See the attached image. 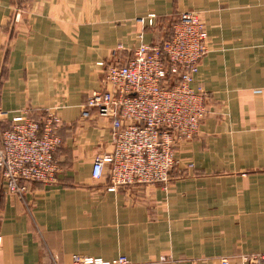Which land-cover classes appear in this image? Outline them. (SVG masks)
<instances>
[{
    "label": "crops",
    "instance_id": "0c3cea01",
    "mask_svg": "<svg viewBox=\"0 0 264 264\" xmlns=\"http://www.w3.org/2000/svg\"><path fill=\"white\" fill-rule=\"evenodd\" d=\"M186 10L201 14L208 34L191 83L207 93L199 131L178 144L167 189L109 191L91 167L111 149L110 121L79 108L106 88L96 63L124 62L138 44L164 39ZM150 13L152 24L137 21ZM53 105L64 106L57 181L7 197L0 178V264H73L75 254L256 264L245 257L264 253V0H0L5 121Z\"/></svg>",
    "mask_w": 264,
    "mask_h": 264
},
{
    "label": "built area",
    "instance_id": "2783aa9c",
    "mask_svg": "<svg viewBox=\"0 0 264 264\" xmlns=\"http://www.w3.org/2000/svg\"><path fill=\"white\" fill-rule=\"evenodd\" d=\"M154 17L150 13L137 21L152 24ZM175 20L167 37L138 44L124 62L98 61L104 66L102 79L111 88L91 91L79 105L81 115L93 112L110 121L111 151L96 155L91 167L93 178H109V190L143 182L165 187L168 171L177 163L174 147L198 133L206 113V91L191 86L209 49L206 28L197 11H181ZM6 117L7 111L0 109V178L6 184L5 195L21 196L33 181L54 184L61 139L53 109L44 108L37 119L23 113L9 123ZM245 258L264 264V253ZM221 261L228 264L227 258ZM72 263L130 264L124 256L103 260L79 254L72 256ZM49 264L59 263L54 259Z\"/></svg>",
    "mask_w": 264,
    "mask_h": 264
},
{
    "label": "rangeland",
    "instance_id": "374dc122",
    "mask_svg": "<svg viewBox=\"0 0 264 264\" xmlns=\"http://www.w3.org/2000/svg\"><path fill=\"white\" fill-rule=\"evenodd\" d=\"M200 16H201V14L199 13V12H197ZM20 12H17L16 14H15V19L17 20L19 17H20ZM17 15V16H16ZM202 18V17H201ZM176 19V18H175ZM175 21L176 20H173V23L172 24H174L175 23ZM207 32V31H206ZM208 35V34H207ZM97 64V63H96ZM102 69H104V66L102 67ZM106 88L107 89H110L111 88V86H110V84L109 83H107V85H106ZM95 90H97V89H95ZM95 90H93V91H95ZM91 93V92H90ZM90 93H88L87 94V96H89V94ZM87 96H86V98H87ZM85 98V99H86ZM207 99V98H206ZM63 106L62 105H53V106H50V108L51 109H53V113H55V116L57 117V119H59V121H55V123H56V125L57 126H59L58 127V130H59V128H60V126L62 125V123H63V120L61 119V117H60V115L58 114V110L59 109H61ZM47 108V107H46ZM0 109H2V108H0ZM43 110V109H42ZM42 110H40V112L42 111ZM23 113H25L26 114V116L29 118V119H33V117L31 116V114H30V112H29V110L28 109H24L23 111H22V113L21 114H23ZM91 114H93V112H91V113H89V116H83L82 115V117H84V118H88V117H90L91 116ZM96 115V114H95ZM111 127V126H110ZM58 130H57V132H58ZM59 133V132H58ZM110 135H111V133H110ZM60 136V135H59ZM60 139H61V136H60ZM111 141H112V139H110V146H111ZM182 141H184V139L183 140H181V142ZM181 142H179V143H181ZM60 144H61V142H60ZM59 144V145H60ZM58 145V146H59ZM58 146H57V148H58ZM177 146H178V144L174 147V155H176V150H177ZM57 148H56V150H57ZM110 151H111V149H110ZM110 151H108V152H110ZM104 153H107V151L106 152H102V154H104ZM55 154H56V152H55ZM99 154H101V152L100 153H97L96 155H99ZM95 155V156H96ZM94 156V157H95ZM56 159V158H55ZM94 159V158H93ZM56 162H57V159H56ZM92 163H93V161H92ZM58 164V163H57ZM177 163H175V165H176ZM175 165H174V167H175ZM173 167V168H174ZM173 168H170V170L168 171V176L170 177V179H171V171H172V169ZM108 179V182H109V185L107 186V190H109L108 189V187H110V180H109V178H107ZM170 179H169V182H170ZM56 181H57V177H56ZM42 183V182H41ZM142 183V182H141ZM137 185H144V186H149V185H156V184H150L149 182H143L142 184H137ZM158 185H160V184H158ZM168 185H169V183L164 187V186H162V185H160L163 189H167V187H168ZM130 186V184H127V185H120V186H118V187H116V189H118L119 187H129ZM115 189V190H116ZM109 191H112V190H109ZM28 192V189L26 190V192L25 193H27ZM25 193H23L22 195H24ZM85 256H87V255H85Z\"/></svg>",
    "mask_w": 264,
    "mask_h": 264
}]
</instances>
